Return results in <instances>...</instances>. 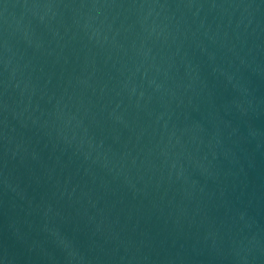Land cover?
I'll list each match as a JSON object with an SVG mask.
<instances>
[{"label": "water", "instance_id": "95a60500", "mask_svg": "<svg viewBox=\"0 0 264 264\" xmlns=\"http://www.w3.org/2000/svg\"><path fill=\"white\" fill-rule=\"evenodd\" d=\"M0 264H264V0H0Z\"/></svg>", "mask_w": 264, "mask_h": 264}]
</instances>
